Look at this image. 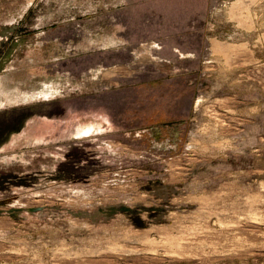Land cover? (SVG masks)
I'll return each instance as SVG.
<instances>
[{
  "label": "rangeland",
  "instance_id": "obj_1",
  "mask_svg": "<svg viewBox=\"0 0 264 264\" xmlns=\"http://www.w3.org/2000/svg\"><path fill=\"white\" fill-rule=\"evenodd\" d=\"M0 264H264V0H0Z\"/></svg>",
  "mask_w": 264,
  "mask_h": 264
},
{
  "label": "crops",
  "instance_id": "obj_2",
  "mask_svg": "<svg viewBox=\"0 0 264 264\" xmlns=\"http://www.w3.org/2000/svg\"><path fill=\"white\" fill-rule=\"evenodd\" d=\"M152 13V14H151ZM159 12L157 11V8H153V6H147V5H136L128 8L126 12V17L124 18V26L126 27V34L124 35L125 38H127L129 41L131 40H139L142 38H154V21L152 19H148V16L157 15ZM161 16L164 15V13L160 14ZM165 15H168L167 13ZM180 17V16H179ZM168 22H166V28L168 29V33H174V32H180L182 31V19L181 18H172L167 19ZM147 28H150L147 29ZM147 29V30H146ZM146 32V33H145ZM169 36V35H168ZM139 47V46H138ZM138 47H132L129 48L130 54H138L140 53L138 51ZM133 49V50H131ZM172 50L175 53L181 54L183 51L185 53H193L192 51H189L187 48L180 47L178 45L172 46Z\"/></svg>",
  "mask_w": 264,
  "mask_h": 264
},
{
  "label": "bare ground",
  "instance_id": "obj_3",
  "mask_svg": "<svg viewBox=\"0 0 264 264\" xmlns=\"http://www.w3.org/2000/svg\"><path fill=\"white\" fill-rule=\"evenodd\" d=\"M231 49H233V47H231V46H224V45H222V44H220V43H218V42H214L213 43V51H215V52H219V53H228ZM93 128V127H92ZM90 129H91V127H87V129H86V132H89L90 131Z\"/></svg>",
  "mask_w": 264,
  "mask_h": 264
}]
</instances>
